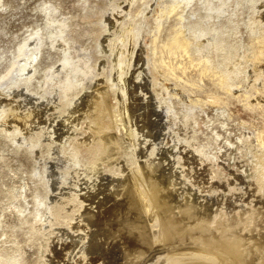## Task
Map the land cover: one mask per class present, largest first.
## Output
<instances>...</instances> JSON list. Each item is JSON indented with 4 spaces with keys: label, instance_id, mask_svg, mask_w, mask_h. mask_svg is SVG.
<instances>
[{
    "label": "rangeland",
    "instance_id": "374dc122",
    "mask_svg": "<svg viewBox=\"0 0 264 264\" xmlns=\"http://www.w3.org/2000/svg\"><path fill=\"white\" fill-rule=\"evenodd\" d=\"M169 3L170 0H0V264L12 259H21L23 264H52L48 246L53 239L72 244L74 250H62L70 255L68 264H84L75 260L84 244L93 248L89 257L100 256L93 264L109 262L110 259H102L105 255L111 258V264H130L117 247L102 250L107 246L104 242L109 227L105 223L94 224L88 218L97 205L92 198L109 194L120 197V181L139 163L158 167V172L152 167L158 173L156 179H162L170 189L173 201L175 198V203L179 201L177 206L182 204L184 210L191 207V220L197 218L195 224L202 228L210 226L216 233L222 231L214 228L220 218L227 230L236 226L234 230H226V239L240 237L243 255L251 259V264H264V223L261 224L264 220L256 214L259 199L264 198V178L260 179L264 174L260 163L264 151L253 144L264 118L261 111L247 108L236 96L248 88L252 72L245 70L239 74L240 85L231 87L235 96L216 86L209 77L200 81L201 87L188 86L183 92L176 86L177 80L166 79L155 68L152 42L156 34L164 40L172 27L181 26L191 38L209 32L205 40L201 39L204 46L207 43L206 47L197 45L199 39L193 45L194 54L214 55L217 65L226 68L228 61L242 56L247 59L244 47L250 43L252 27L258 31L260 20L253 11L261 7L264 12V0H229L225 11L220 16L213 14L214 17L205 4L193 3L184 11L169 12ZM46 5L56 7L51 23L47 19L49 11L43 10ZM178 13H183L182 21ZM251 18L254 22H249ZM128 25L141 29L142 34H125ZM195 27L198 32L192 36L191 28ZM39 38L43 44L36 66L26 73L21 86H10L20 76L18 68ZM215 42L221 43L222 49L220 46L212 50ZM188 73L196 77L195 71ZM98 84L108 86L120 123L119 129L112 130L117 132L121 143L114 161L103 164L101 170L87 172L80 162L91 160L92 153L77 151L75 144L86 139L90 114L82 109L97 95ZM217 96L226 98L227 103L215 101ZM2 109H6L3 114ZM179 157L197 159L186 167L185 158ZM205 168L212 169L213 174L203 171ZM61 174L67 177L62 178ZM208 179L222 183L212 191L209 189L210 192L204 189L209 185ZM74 191L79 193V200L86 198V208L67 223L66 217L75 206L64 203L68 207L62 208L66 217L63 214L62 223L56 222L60 219H52L50 205ZM93 193L96 195L91 197ZM86 209L90 211L88 216ZM200 214L204 216L203 222ZM84 215V222H89L84 225L91 222L89 229L74 225ZM251 253L260 255V261L252 259ZM143 258L132 264H161L167 260L162 252L148 253Z\"/></svg>",
    "mask_w": 264,
    "mask_h": 264
},
{
    "label": "bare ground",
    "instance_id": "6f19581e",
    "mask_svg": "<svg viewBox=\"0 0 264 264\" xmlns=\"http://www.w3.org/2000/svg\"><path fill=\"white\" fill-rule=\"evenodd\" d=\"M213 1L214 0H170V3L167 5V8H168L169 12L175 11L176 9H181L182 11H184V9L187 6L189 7L193 3L201 4V6H203L205 4L206 9L212 10L211 15L213 17L215 16L213 14H217V16H220L225 11V8L228 5L229 0H218L219 4H214ZM193 6H195V4ZM43 8H44L43 10H45L46 12L49 11L47 13L48 23L53 22L52 18H54V15L52 12L56 9V7H54V6L49 7L46 5ZM236 11H237V9H235V12ZM253 12H254L253 14L255 16L257 15V18H259L260 20H258V26L256 27L258 29V31H255L254 30L255 27H252L253 30L251 31L252 34H251L250 43L249 44L247 43L248 45H245L247 47H244V48H246L244 56L246 55L245 57L247 59H244L243 56L240 59H238L237 58L238 54H237V56H236L237 59H233L234 61H228L226 68H221V67H219L221 65H217V63H216V60H217L216 56H214V55H212V56L211 55L210 56H206V55L196 56L194 54L193 45L195 43H197L196 41H199V39H200V41L197 43V45L198 46L203 45L204 42H201V39H202V41L205 40V37L209 36V32H207L206 34H204V32H203L202 33L203 35H201L199 38H197V37L191 38L190 36L187 35L185 29H183L181 26H178L175 28L172 27L171 30L168 31L169 33L165 37L164 40L161 38L159 39L158 34H156L155 38L152 40V42L154 44V53L156 54L154 56V61H153L155 68L166 79L171 77L170 80H172V77H173V79L177 80L178 81L177 85H176V83H174V84L178 87L179 90H181L183 92H184V90L188 89L187 88L188 86H195L198 88L201 87L202 83L200 81H202L204 79V77H209L212 80V82H215L217 84L216 86H219L226 93L231 94L232 96H235L236 94L232 91L231 87L240 85V83H241V81H239V79H238L239 74L244 72L245 70H250L252 72L253 77L249 83L248 88L243 93H240L236 96H237V98L242 100V102H244V106H246L247 108H249L251 110L261 111V113L263 114V118H264V12L261 9V7H259V8L257 7L256 9H254ZM193 13H195V12H193ZM178 14L180 15L179 17H181L180 20L182 21L184 18L183 13H178ZM236 18H238V17H236ZM234 21H236V20H234ZM251 21L254 22V20H252V18L249 22H251ZM255 21H257V20H255ZM195 22H198V21H195ZM203 26H205V25H203ZM250 28H251V26H250ZM124 30H125L124 31L125 34H129L131 32V34H133V36H136L137 34L139 35V33L143 32V31H139L141 29L137 30L136 27H134L133 25H128ZM124 32H123V34H124ZM196 32H198L196 27H195V29L191 28V35L192 36H194L196 34ZM36 35H39V34H36ZM208 39H209V37H208ZM210 40H211V38H210ZM213 40L214 39L212 38L211 41H213ZM217 42L212 44V46H211L212 50L213 49L217 50L218 48L220 49L221 43L219 44ZM42 44H43V40H41V38H39L34 43L33 47H31L29 49L27 57L24 58L23 63L18 68L19 70L17 71V73H19L20 76L18 78H16L14 81H12L10 86H18V87L21 86V84L25 80L26 73L30 69H32L36 66L37 63H35V62H36L38 55L40 53V49H41ZM206 45H207V43H205V46L204 45L203 46L206 47ZM232 45H229V46L231 47ZM203 46H201V47L203 48ZM236 46H237V43H236ZM222 47L223 46H221V49H222ZM238 47H236V48H238ZM229 52H230V49H229ZM178 56L180 57V59H178ZM226 56L227 55L225 54V57ZM226 60H229V59L226 58ZM218 61H220V59ZM224 65H225V63H224ZM189 70L195 71L196 75H194V76H196V77L189 76V74L192 72L191 71L190 73H188ZM96 91H97V95L92 97L91 99H89L87 101L86 106L82 109V112H85L87 115L90 114L89 115L90 125L87 126V132L84 133V134H87L84 136L86 139L80 141V143L77 142L75 144V149L77 151H80V152L89 151L90 153H92L93 157H91L92 159L90 158L91 160L86 161V162H82V161L80 162V165L82 167H87V169H86L87 172H96L98 170H101L103 164H105V163L109 164L112 161H114L113 156L115 155V153H116V151H117V149L121 143V139H120L119 135L117 134V132L112 130V128L115 130L119 129L120 123H119V118H117V110L114 108V106L111 104V101H110V95L108 93V86L100 84L98 87H96ZM109 91H110V89H109ZM252 97H254V98L252 99ZM225 99L226 98H224V100ZM224 100L221 97H218V96H217V98L215 97V101L220 102V103H227ZM4 111H6V109H2L1 113L3 114ZM132 135H133V133H132ZM251 143H252V141H251ZM253 144H256L260 147H263V151H264V125L258 132H256L255 138L253 139ZM253 144H252V146H253ZM252 148L250 147V150H249L250 152H251ZM256 150H257V147H256ZM259 153H261V152L259 151ZM193 156H195V155H193ZM182 158H185L184 161L186 163V167H187V164L189 165L190 163H193V161H195L197 159L196 157H195V160H193L194 159L193 157H179V160H181ZM202 158H200L201 161L203 160ZM259 158H261V157H259ZM78 161H79V157H78ZM260 163L262 164V166L264 168V157L262 158ZM152 167H153L152 165L151 166L150 165H142L141 166V164L139 163V165H136V167L133 169V171L132 170L129 171L127 173V177L125 179L121 180L119 183V186L122 188V195L120 197L115 196L113 194H109V195L105 196L104 198H100L98 196L93 197L94 195H96L94 193L91 196V197H93L92 199H95V203H97V205H96L95 209L91 208L92 214L90 213L91 216H89L88 219H92V223H94V224H104L105 223L109 227V229H108L109 235L104 242V245H106V243H107V246L105 248H103L102 250H105V252H107V250L110 251V248L114 247L113 248V250H114L117 247L123 253V256H124L123 258L126 261H128L130 264L134 263L135 260L138 261V259L145 257L148 253H151V254L152 253L153 254L160 253L161 254V252H162V254H165L167 256V258H166L167 260L165 259L166 261L161 263V264H251V262H250L251 259L248 260V257L246 256L247 257L246 258L243 255V251L240 250L241 246H239V245L242 244V242H240V241H242V239L239 240L240 237H238L239 239L238 238L236 239L235 236H234V239L232 237H229L230 239H226V238H228V237H226L227 235L224 236V233H226V230H227V228H225V227H228V226L224 227V224H223V221H221V218H220V220H216L217 216L215 217L216 218L215 220L217 221V223L215 225H214V222L212 221L213 225L215 226L214 228L217 230H218V228L220 230H222L221 233L213 232L214 230L213 231L210 230V226L208 228H207V226H205V227H203L204 228L203 229L199 224H195L193 221L196 220L197 218L194 219L193 218L194 215H193L192 218L194 220L193 221L191 220V214H193L191 209H190L191 207L189 209L186 208L187 210L186 209L184 210L181 208L182 207L181 203H180L181 204L180 207L177 206L179 201L175 203L174 201L176 200V198L173 201L174 197H172V195H171L172 193H171L170 189L165 185V183H163L161 181L162 179L161 180L159 178H158V180L156 179V176L158 175V173H157L158 167L157 168L153 167L154 169L157 170V172L153 171L154 169H152ZM189 167H191V166H189ZM189 167L187 168V170L189 169ZM260 167H261V165H260ZM74 169H75V167H74ZM203 171H205V172L207 171V172H209V174H213L212 169L206 170V168H205V170H203ZM68 172H69V169H68ZM68 172L66 173L67 176H68ZM70 172H72V171H70ZM77 172H79V171H77ZM154 172H156V175ZM77 174L78 173H76V176H77ZM62 175H63L62 178H64V176H66L65 174H61V176ZM164 175H166V174H164ZM200 175L202 176L203 174L200 173ZM206 177L203 176V178H206ZM262 178H264V174H263V177L261 175L260 179L262 180ZM196 179H195V182H197ZM258 180H259V178H258ZM205 182L203 183V185L205 184ZM207 183H208V181H207ZM221 183L211 182L209 180V185L207 187H205L204 189L208 191L209 189L211 190V189L216 188V187L218 188V187H220ZM200 184H202V183H200ZM223 184H225V183H223ZM263 185H264V183H263ZM204 186H202V187H204ZM221 187H222V185H221ZM262 188H264V186ZM216 190H215V193H216ZM256 190H258L257 187H256ZM262 191L263 190H260V193H262ZM217 192H219V191H217ZM253 192H254V190H253ZM257 193H259V192H257ZM251 194L253 195V193H251ZM259 195H262V194H259ZM88 197H90V196H88ZM243 197H242V199H243ZM256 197H258V196H256ZM187 198L189 199V197H187ZM250 198H254V197H250ZM85 199L83 201H81L82 199L79 200V193L78 192L75 193V191H74V193L72 192L71 195H69V197L66 196V197H63V198L55 201L49 207V211L52 215V219L57 220L58 218L59 219L62 218V216L64 217L65 212L63 213L64 210H62V208L65 209L66 206L70 207V205H74L75 206V207H73L74 211L72 213L69 212L71 209L73 210V208H71L70 210L66 211V212H69L67 217L65 215V217L67 218V219L65 218L67 220V223H71L70 220L73 218L74 214H79V212L81 210H83L84 207L86 208V205L84 204ZM77 201H79V203ZM184 201L186 204L188 202L190 203V201H187V202H186V200H184ZM41 202L43 203L42 200H41ZM64 203H66V204L68 203L69 205L65 206ZM182 203H184V202L182 201ZM62 204L64 205V207H62ZM191 204H192V202H191ZM183 206H185V205L183 204ZM187 207H189V205ZM193 207H196V206H193ZM197 207H199V206L197 205ZM206 207L208 208V206H206ZM66 208H68V207H66ZM207 208H205V209H207ZM257 208H258V212H256V214L258 213L262 217V219L264 220V198L259 199V205L257 206ZM192 210L194 211L195 209L192 208ZM200 210H202V209H200ZM196 211H198V208L196 209ZM207 211H208V209H207ZM83 212H85V211H83ZM89 212L90 211H88L86 213L87 214L86 216H88ZM211 212H210V214H211ZM248 212H249V210H248ZM197 213H199V212H197ZM206 213H202V214L206 215ZM218 213H220V212H218ZM250 213H251V211H250ZM253 214L255 215V213H253ZM227 215H228V213H227ZM200 216H201V214H200ZM202 216L200 217L201 219L198 218L201 221H202ZM207 216H208V214H207ZM235 216H239V214L238 215L235 214ZM220 217H221V215H220ZM244 217H245V215H244ZM84 218H85V215H84ZM84 218L81 217L79 219V221L77 223H75L74 225H76V224H78L77 226L83 225L84 229H89L91 222H90V225L89 224L84 225V223H85L84 220H86V218L85 219ZM222 218L225 219V217H222ZM236 219H234V220H236ZM62 220L60 219L59 221H56V222H60ZM243 220H245V219H243ZM243 220L241 219L240 221H243ZM236 222L238 223V219ZM245 222H243L244 225L246 224ZM60 223H62V222H60ZM254 223H256V220ZM262 223H264V222H261V224ZM227 224H229V223H226V225ZM247 224H248V222H247ZM250 224H249V226H250ZM229 225L231 226V224H229ZM200 227L202 228L201 229L202 231L199 230ZM235 227L234 228L230 227L228 230H230V229L234 230ZM73 228H75V227H73ZM237 229H239V228H237ZM228 230H227V232H228ZM229 232H231V231H229ZM90 233H92V232H90ZM235 235H237V234H235ZM238 236H241V235L238 234ZM252 236H254V235H252ZM248 237H250V236L248 235ZM85 238H87V237H85ZM53 240L49 243V246H48V252H49V256L51 258L50 260L52 261L51 263L52 264H66V263L68 264L67 257L70 255H66L65 252H68L69 249H71V248L73 249V247H71L72 244H70V243H58L55 241V239H53ZM248 241H250V240H248ZM79 242H77L78 248L80 246ZM259 242H261V241H259ZM262 242H264V241L262 240ZM83 246H84V248H83L84 250L80 249L81 253L79 252L80 254H79V256L75 257V260H77L79 262H83L84 264H93L94 261L100 259V256H98V255L97 256H91L92 258L89 257L91 255L90 252L93 253L92 252L93 248H87L86 247L87 245L85 246V244ZM74 247H75V245H74ZM250 248H251V246H250ZM253 248H254V246H253ZM257 249H256V251H257ZM62 250H64L65 252H62ZM253 252H255V251H253ZM248 255H250V254H248ZM251 255H253V254L251 253ZM2 256H4V255H2ZM105 256H103V258H102L104 261L107 259L111 260V258H108V257L105 258ZM257 256H258V254L253 255L252 259L258 258L259 259L258 262H259L260 261V258H259L260 255L258 257ZM70 258H72V257H70ZM143 259L141 260V262H143ZM110 260H109L110 263L105 261L104 264H111L112 260L111 261ZM6 264H23V262L21 259H12V260H7ZM256 264H257V262H256Z\"/></svg>",
    "mask_w": 264,
    "mask_h": 264
}]
</instances>
